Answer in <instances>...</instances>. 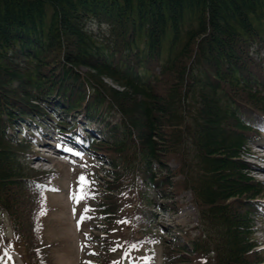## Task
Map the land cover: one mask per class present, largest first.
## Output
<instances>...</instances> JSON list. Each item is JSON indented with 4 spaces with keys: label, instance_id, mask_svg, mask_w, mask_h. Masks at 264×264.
Returning a JSON list of instances; mask_svg holds the SVG:
<instances>
[{
    "label": "trees",
    "instance_id": "1",
    "mask_svg": "<svg viewBox=\"0 0 264 264\" xmlns=\"http://www.w3.org/2000/svg\"><path fill=\"white\" fill-rule=\"evenodd\" d=\"M48 121L109 166L106 252L120 228L127 246L153 241L148 190L179 189L199 232L155 241L174 247L164 264H264V180L244 159L264 142V0H0V216L29 255L55 178L29 162Z\"/></svg>",
    "mask_w": 264,
    "mask_h": 264
},
{
    "label": "rangeland",
    "instance_id": "2",
    "mask_svg": "<svg viewBox=\"0 0 264 264\" xmlns=\"http://www.w3.org/2000/svg\"><path fill=\"white\" fill-rule=\"evenodd\" d=\"M42 134L44 135V139L42 137L40 145L34 149V157L29 162L34 168L39 170L57 169L56 172L59 175L58 180L55 181L54 186L47 193L48 211L44 223V233L48 249L45 247L44 250L46 253L49 250L50 258L48 257V260L50 264H93V262L101 264L102 258L100 257L98 260L96 258L100 254L105 255L100 253L98 248L100 236H102L101 224L96 223L95 219L90 217L92 223L89 225L92 229L90 230L87 225H79L78 230L77 220L81 218L84 212L81 209L89 200L82 199L77 203L72 197L77 193L78 178L81 173L91 175V191L94 194L96 191L97 195H101L103 190L96 183H103L105 176L103 170L109 166L104 163L105 160H100L101 157L94 158L91 154L82 150L79 144L74 143L71 145L58 142V135L49 127L45 128ZM251 153L253 154L252 157H244L252 165L251 168L253 170L250 172V175L264 180V162L261 159V156L264 157V145L255 146L252 144ZM99 161L102 163H99ZM167 166L171 169L177 167L173 160H170ZM164 175L169 174L166 172ZM178 178L179 176L175 177L174 180L176 181ZM172 192L174 194H167V197L164 198L166 194L162 191L148 190V195L153 201V206L149 209L154 213L155 217L150 220L149 223L151 224L147 229L150 230L148 234L154 237V242L159 241V238L169 241L171 235L174 233L179 237H194L198 235V211L192 201L191 194L188 191H180L179 189H177V193L173 190ZM139 201L138 199L137 204ZM165 204L170 205L172 210L163 213L159 212L158 207ZM92 215H95V213H92ZM138 218L141 219L142 217L138 216ZM89 222L86 221V224ZM8 224L2 230L7 232V234H11L12 231ZM257 225L259 231L256 235L260 242L263 243L264 248V216L259 218ZM0 228L2 227L0 226ZM169 229L175 232H169L164 235L163 232ZM130 231L131 229L128 231L125 228H120L119 231H116L117 239L127 238ZM136 233L137 237L141 236L137 231ZM142 241L148 242L144 238H142ZM155 248H157L159 257L157 264H163L162 256L164 252L169 251L170 253L174 249L171 245H167L166 247L156 245ZM89 253H92V257L88 260L85 257ZM112 255L119 258L121 255H125L123 257V261L126 259L125 264H136L140 260L137 257L145 258L147 253L145 246H142L141 248L131 247L126 249V251L123 249L116 250ZM27 256L25 250L21 249L20 252L16 251V253H13L12 258L6 264H13L14 260L15 264H26L25 259ZM109 261L110 258H108ZM200 261L204 263L205 259ZM141 262L145 263L144 260H141Z\"/></svg>",
    "mask_w": 264,
    "mask_h": 264
},
{
    "label": "snow or ice",
    "instance_id": "3",
    "mask_svg": "<svg viewBox=\"0 0 264 264\" xmlns=\"http://www.w3.org/2000/svg\"><path fill=\"white\" fill-rule=\"evenodd\" d=\"M78 185H79V188L77 190V193H75L73 195V199L78 203L80 200L82 199H86L87 198V194L85 192V189L88 187L89 185V181L87 180V178L84 176V175H81L79 178H78ZM86 211H90V209H87L86 208ZM86 217L82 214V218L80 221L77 222V228L79 230V225L80 223H82L83 219H85ZM121 223H127V221H121ZM87 238V237H86ZM132 248H136L137 246L136 245H131ZM115 250V249H113ZM116 264H119V262H116Z\"/></svg>",
    "mask_w": 264,
    "mask_h": 264
},
{
    "label": "bare ground",
    "instance_id": "4",
    "mask_svg": "<svg viewBox=\"0 0 264 264\" xmlns=\"http://www.w3.org/2000/svg\"><path fill=\"white\" fill-rule=\"evenodd\" d=\"M20 129V128H19ZM194 254V253H193Z\"/></svg>",
    "mask_w": 264,
    "mask_h": 264
}]
</instances>
